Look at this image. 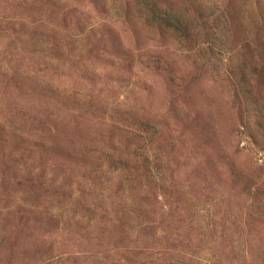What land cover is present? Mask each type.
<instances>
[{
    "label": "rangeland",
    "instance_id": "obj_1",
    "mask_svg": "<svg viewBox=\"0 0 264 264\" xmlns=\"http://www.w3.org/2000/svg\"><path fill=\"white\" fill-rule=\"evenodd\" d=\"M0 264H264V0H0Z\"/></svg>",
    "mask_w": 264,
    "mask_h": 264
},
{
    "label": "trees",
    "instance_id": "obj_2",
    "mask_svg": "<svg viewBox=\"0 0 264 264\" xmlns=\"http://www.w3.org/2000/svg\"><path fill=\"white\" fill-rule=\"evenodd\" d=\"M152 14H153V18L159 20L160 22H164V23L166 22L167 25L174 26V23L176 22L175 19H173L164 12L154 11Z\"/></svg>",
    "mask_w": 264,
    "mask_h": 264
}]
</instances>
